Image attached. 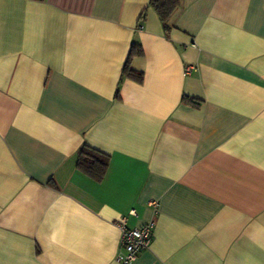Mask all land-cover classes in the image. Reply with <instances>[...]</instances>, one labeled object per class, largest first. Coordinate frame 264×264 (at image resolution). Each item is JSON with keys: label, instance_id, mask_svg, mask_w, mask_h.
I'll return each mask as SVG.
<instances>
[{"label": "crops", "instance_id": "obj_1", "mask_svg": "<svg viewBox=\"0 0 264 264\" xmlns=\"http://www.w3.org/2000/svg\"><path fill=\"white\" fill-rule=\"evenodd\" d=\"M169 25L149 0H0V264H119L123 218L154 222L132 264H264V0Z\"/></svg>", "mask_w": 264, "mask_h": 264}, {"label": "trees", "instance_id": "obj_2", "mask_svg": "<svg viewBox=\"0 0 264 264\" xmlns=\"http://www.w3.org/2000/svg\"><path fill=\"white\" fill-rule=\"evenodd\" d=\"M179 5V0H149V6L156 12L159 20L163 24L165 32L170 29L169 18ZM142 48L137 43H132L125 64L123 66L121 77L129 78L136 82H142L143 74L134 70L130 66L133 57L141 56ZM183 101L193 102L187 97H183ZM109 164V155L105 154L87 144H83L77 155L76 168L93 179L96 182L102 181Z\"/></svg>", "mask_w": 264, "mask_h": 264}, {"label": "built area", "instance_id": "obj_3", "mask_svg": "<svg viewBox=\"0 0 264 264\" xmlns=\"http://www.w3.org/2000/svg\"><path fill=\"white\" fill-rule=\"evenodd\" d=\"M193 66H187L186 72H190ZM128 216H135V209L127 213ZM120 229L119 250L116 260L119 264H132L138 253L150 246L154 222L150 221L140 227H129L126 218L118 223Z\"/></svg>", "mask_w": 264, "mask_h": 264}]
</instances>
